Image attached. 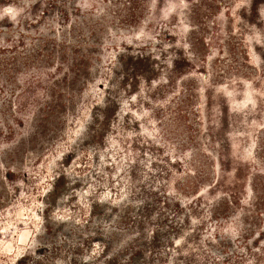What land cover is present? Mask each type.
Segmentation results:
<instances>
[{
	"label": "rangeland",
	"instance_id": "374dc122",
	"mask_svg": "<svg viewBox=\"0 0 264 264\" xmlns=\"http://www.w3.org/2000/svg\"><path fill=\"white\" fill-rule=\"evenodd\" d=\"M1 47L0 264H264V0H0Z\"/></svg>",
	"mask_w": 264,
	"mask_h": 264
},
{
	"label": "trees",
	"instance_id": "16d2710c",
	"mask_svg": "<svg viewBox=\"0 0 264 264\" xmlns=\"http://www.w3.org/2000/svg\"><path fill=\"white\" fill-rule=\"evenodd\" d=\"M188 46V45H187ZM0 55H3V47H1L0 48ZM0 68H2V70H3V59H1V62H0ZM177 123H178V120H175V124L177 125ZM190 173V172H189ZM248 187H249V189H250V192L251 193H253V187H252V185H250V184H248ZM99 201H101V200H99ZM147 233V232H146ZM146 238L148 237V233L146 234V236H145ZM151 240L152 239H154V236H152V237H149ZM148 239V238H147ZM126 242H123L120 246H122L123 244H125ZM182 254H184L183 252L181 253H179L178 255H180V256H183ZM23 257H27V258H29V255H27V256H25V255H23L22 256V258ZM104 258H105V260H107V258H108V254L107 253H104ZM191 258V256L187 253V256L186 257H183V259L184 260H187L188 259V261L189 260H191L190 259Z\"/></svg>",
	"mask_w": 264,
	"mask_h": 264
}]
</instances>
